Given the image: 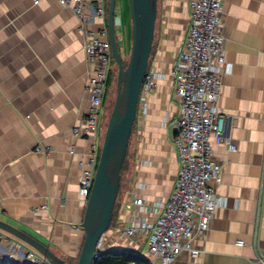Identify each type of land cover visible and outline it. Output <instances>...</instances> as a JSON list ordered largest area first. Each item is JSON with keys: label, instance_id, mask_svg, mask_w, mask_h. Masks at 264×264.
I'll use <instances>...</instances> for the list:
<instances>
[{"label": "crops", "instance_id": "crops-1", "mask_svg": "<svg viewBox=\"0 0 264 264\" xmlns=\"http://www.w3.org/2000/svg\"><path fill=\"white\" fill-rule=\"evenodd\" d=\"M34 1L0 0V218L61 256L76 259L87 203L79 193L78 176L89 140L74 136L72 127L86 115L90 65L72 6L61 0ZM120 1L115 20L124 49L131 42V19ZM160 8L149 63L157 84L142 114L147 115L148 131L135 159L133 182L115 204L104 241L108 248H129L146 256L143 233L125 237L119 231L137 217L155 221L176 184L180 165L172 136L180 107L171 69L191 14L190 0H162ZM85 15L89 28H107V14L93 16L87 7ZM222 19L231 69L222 75L218 104L225 115L224 135L235 148L212 140L213 157L222 170L215 185L220 203L209 228L193 240L202 253L192 257L184 250L170 264H264V0H223ZM37 144L49 146L50 153L37 151ZM133 187L146 202V211L129 198ZM0 236L24 247L1 229ZM239 238L243 245L236 243Z\"/></svg>", "mask_w": 264, "mask_h": 264}, {"label": "built area", "instance_id": "built-area-1", "mask_svg": "<svg viewBox=\"0 0 264 264\" xmlns=\"http://www.w3.org/2000/svg\"><path fill=\"white\" fill-rule=\"evenodd\" d=\"M61 1L71 5L80 20L79 28L90 65L85 85L88 94L86 115L72 127L74 136L89 140L87 152L80 160L78 176L79 193L87 200L101 150V115L113 55L107 28H89L85 9L90 8L93 16L102 18L106 16L107 9L103 0L95 4L86 0ZM190 6L187 34L171 69L180 107V117L174 122L176 131L172 136L180 165L176 184L155 221L137 217L130 226L119 231V235L125 237L143 233L146 237V254L152 264H170L184 250L189 251L192 257L202 253L200 248L194 246L193 240L209 228L213 212L220 203L216 198L215 185L222 180V170L213 157L212 140L229 143L232 149L235 148L224 135L225 115L218 104L222 75L231 69L226 59L222 32L223 0H190ZM156 84V73L149 65L139 95L137 121L140 114L146 113L147 95ZM35 149L45 154L51 151L49 146L39 144ZM129 195L140 210L146 211V202L138 197L135 187ZM106 233L98 241L93 254L95 260L108 249L104 242ZM3 241L0 236V255L6 259L53 264L34 249L26 250L11 240ZM236 243L243 245L244 240L239 238Z\"/></svg>", "mask_w": 264, "mask_h": 264}, {"label": "water", "instance_id": "water-1", "mask_svg": "<svg viewBox=\"0 0 264 264\" xmlns=\"http://www.w3.org/2000/svg\"><path fill=\"white\" fill-rule=\"evenodd\" d=\"M131 19L129 56L124 63L116 31L117 0H109L107 29L117 64L116 94L108 115L93 185L87 199L82 227L84 240L71 262L48 244L0 218V228L28 243L53 264H92L99 239L113 223L121 186V171L138 113L139 95L146 75L155 37L158 0H127ZM173 131L176 128L173 127Z\"/></svg>", "mask_w": 264, "mask_h": 264}, {"label": "rangeland", "instance_id": "rangeland-1", "mask_svg": "<svg viewBox=\"0 0 264 264\" xmlns=\"http://www.w3.org/2000/svg\"><path fill=\"white\" fill-rule=\"evenodd\" d=\"M161 1L162 0H158V15H157V21H156V27H155V37H154V42L153 45L156 42V38H157V34L159 31V20L162 16V9L160 8L161 5ZM119 5L121 3L120 0H118ZM160 2V3H159ZM126 3V8H127V12L129 13V5H128V1L127 0H122V4L125 5ZM126 12H124L125 14ZM130 16V13H129ZM124 18V17H123ZM130 42V41H129ZM155 48L154 46L152 47V51L151 54L154 52ZM129 51H130V43L128 44V46L124 47V49H122V55L124 58V62L127 61L128 56H129ZM117 64L115 62V60L111 61V69H110V75H112L110 84H107V87L110 88V96H109V100H108V108H107V118L105 117V125H104V129L101 131V136L104 135V131L106 128V124H107V120H108V115L110 113V110L112 108L113 105V101L115 98V94H116V77H117ZM147 115H142L140 117H138V121L136 120L134 125H133V130H132V134L130 137V141H129V147H128V152L126 155V159L124 161V166L122 167V171H121V186H120V191H119V195H118V201L119 199H122V196L124 195L125 191L127 189H129V187L131 186V183L133 182V176L135 174V166H136V156L138 154V150L140 149L142 143H144V137L146 134V131H148V126H147ZM147 135V134H146ZM103 140V139H102ZM100 144L102 145V141L100 142ZM101 149V147H100ZM1 229V228H0ZM2 231H4L3 229H1ZM5 233H9L7 231H4ZM10 234V233H9ZM12 235V234H10ZM14 236V235H12ZM18 241H21L23 246L25 248H32L34 249L32 246H30L28 243L24 242L23 240H21L20 238L14 236ZM35 251H37L36 249H34ZM71 262H75L77 261L76 259H69Z\"/></svg>", "mask_w": 264, "mask_h": 264}, {"label": "trees", "instance_id": "trees-1", "mask_svg": "<svg viewBox=\"0 0 264 264\" xmlns=\"http://www.w3.org/2000/svg\"><path fill=\"white\" fill-rule=\"evenodd\" d=\"M106 2H107L106 4L108 10L109 0H107ZM118 44L120 46L119 41ZM111 78L112 75L109 74L108 83H107L108 85L110 84ZM114 214H115V209H114ZM131 262H133L134 264H152L150 259L140 251L129 248H123V247H113L106 249L105 251L100 253L99 257L95 260L94 264H130ZM0 264H32V263L13 260V259H6L0 255Z\"/></svg>", "mask_w": 264, "mask_h": 264}]
</instances>
